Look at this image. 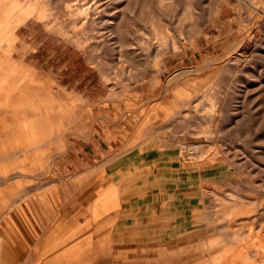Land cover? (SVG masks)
Instances as JSON below:
<instances>
[{
  "label": "rangeland",
  "instance_id": "1",
  "mask_svg": "<svg viewBox=\"0 0 264 264\" xmlns=\"http://www.w3.org/2000/svg\"><path fill=\"white\" fill-rule=\"evenodd\" d=\"M29 98L52 135L3 146ZM3 147L0 264H264V0H0Z\"/></svg>",
  "mask_w": 264,
  "mask_h": 264
},
{
  "label": "crops",
  "instance_id": "2",
  "mask_svg": "<svg viewBox=\"0 0 264 264\" xmlns=\"http://www.w3.org/2000/svg\"><path fill=\"white\" fill-rule=\"evenodd\" d=\"M22 76L25 78H28L29 81H32L34 79L29 74H27L25 71L22 72ZM29 99L30 100L28 101L30 102V106L28 108L27 107L22 108L21 116H15L14 114L13 116H11L10 121H7L5 119L3 120V132H4L3 135L4 136L2 138V141H4L5 143L3 146H11L13 148L18 147L19 139L21 137L22 138L26 137L28 139L32 137V139H34L37 136V133L44 132L45 130L48 131V133H51L50 136L52 135L55 129V126L51 123L47 114L39 117L38 119L34 117V113L38 112L39 108L34 105L31 98ZM6 111H11V113L14 112L10 108L6 109ZM120 135H121L120 131L115 128L112 129L104 125L100 127L99 126L94 127V129H92V131L90 132L89 136L83 139H79L78 141L74 142L75 143L74 146H71L73 151L69 150L72 157H70L69 160L65 159L63 161L58 162L60 169L69 170L71 171L69 173L72 175L74 174L72 170L77 171L80 168H86L92 161L94 162V161L102 159L111 151L112 146L117 141H119ZM33 145H36V144H33ZM64 151L65 149L58 148L51 155L53 154L57 155ZM12 152L18 153V150L13 149ZM3 153H4V147L2 150H0V155H1L0 157H2ZM44 154H45V156L43 157L44 160L43 159L42 160L45 162V160L48 159V156L46 153ZM51 163H53V160ZM50 165L51 164H50V159H49L46 169L49 168ZM93 167L95 166H92L85 171H88L90 169L93 170L94 169ZM78 176L74 177L73 179L75 180ZM80 177L77 178L76 180L79 181ZM77 181L75 182L78 185ZM45 187H48V186L46 185ZM52 190H57V189L56 187H53ZM42 198H43V203L45 205V208L48 210L52 220L54 219V217L60 216L59 213L62 212L63 207L58 206V202L56 204L55 199L53 198L52 199L46 198L45 195H42ZM1 264H3V261L1 262ZM21 264H23V262Z\"/></svg>",
  "mask_w": 264,
  "mask_h": 264
},
{
  "label": "bare ground",
  "instance_id": "3",
  "mask_svg": "<svg viewBox=\"0 0 264 264\" xmlns=\"http://www.w3.org/2000/svg\"><path fill=\"white\" fill-rule=\"evenodd\" d=\"M241 2V1H240ZM53 164V163H52ZM21 174H24L23 172H21V171H18V172H15L12 176H10V178H13V177H17V176H19V175H21ZM25 254V253H24ZM10 255V254H9ZM8 258V257H7ZM14 261H15V259H14ZM15 264V263H14ZM32 264H37L35 261H33V263Z\"/></svg>",
  "mask_w": 264,
  "mask_h": 264
}]
</instances>
